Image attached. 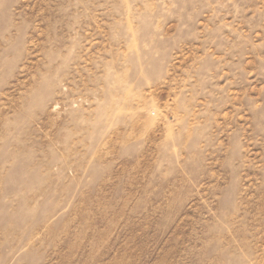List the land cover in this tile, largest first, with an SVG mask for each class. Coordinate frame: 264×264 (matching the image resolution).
Listing matches in <instances>:
<instances>
[{"label":"rangeland","instance_id":"374dc122","mask_svg":"<svg viewBox=\"0 0 264 264\" xmlns=\"http://www.w3.org/2000/svg\"><path fill=\"white\" fill-rule=\"evenodd\" d=\"M0 264H264V0H0Z\"/></svg>","mask_w":264,"mask_h":264}]
</instances>
